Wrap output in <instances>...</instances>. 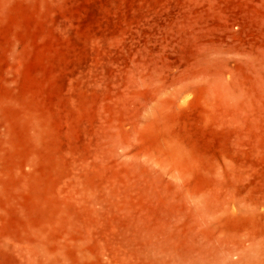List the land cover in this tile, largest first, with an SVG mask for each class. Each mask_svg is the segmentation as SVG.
I'll list each match as a JSON object with an SVG mask.
<instances>
[{"label": "rangeland", "instance_id": "obj_1", "mask_svg": "<svg viewBox=\"0 0 264 264\" xmlns=\"http://www.w3.org/2000/svg\"><path fill=\"white\" fill-rule=\"evenodd\" d=\"M0 264H264V0H0Z\"/></svg>", "mask_w": 264, "mask_h": 264}]
</instances>
